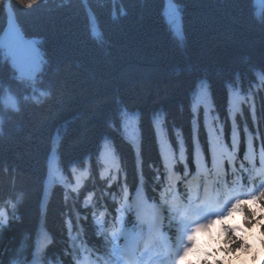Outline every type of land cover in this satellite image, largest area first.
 <instances>
[{"label":"trees","instance_id":"1","mask_svg":"<svg viewBox=\"0 0 264 264\" xmlns=\"http://www.w3.org/2000/svg\"><path fill=\"white\" fill-rule=\"evenodd\" d=\"M8 2L20 31L39 41L44 63L34 82L24 81L0 53V97L11 94L16 101L15 109L0 103V207L9 213V224L0 231V264L13 259L31 264L34 255L36 264H77L84 248L97 260L105 241L97 235L92 213L104 211L110 228L121 198L116 182L109 188L100 179L105 144L122 158L130 194L143 183L145 196L159 201L155 170L148 166L160 160L157 135L162 132L175 142L179 133L190 143L194 104L205 144V111L210 122L220 118L230 143V108L237 93L251 96L241 106L243 115L236 114L242 139L245 126L253 135L257 129L264 134V0H175L183 14L182 27L175 28L169 23L168 0H86L88 11L82 0H37L30 11H21L19 0ZM8 25L7 9H0V35ZM202 84L208 98L198 102ZM126 111L135 113L137 143L142 140L143 181L123 123ZM262 143L254 141L257 150ZM244 150L242 143L241 160ZM49 158L60 169L56 183L48 181ZM84 167L87 178L79 193L66 199L71 188L62 181H72ZM178 168L182 175L183 165ZM242 182L248 184L246 176ZM178 188L184 191L182 184ZM89 193L92 201L85 208ZM248 207L256 209L255 204ZM77 215L81 227L72 233L79 237L73 241L66 220L75 223ZM167 221L173 234L175 222ZM215 228L213 251L223 248L219 222ZM256 232L259 242L258 225ZM217 256L224 253L216 251Z\"/></svg>","mask_w":264,"mask_h":264},{"label":"snow or ice","instance_id":"2","mask_svg":"<svg viewBox=\"0 0 264 264\" xmlns=\"http://www.w3.org/2000/svg\"><path fill=\"white\" fill-rule=\"evenodd\" d=\"M37 0H19L21 11H30ZM7 9L9 25L0 35V53L5 61H10L18 76L24 81H35L44 63L39 51V41L30 40L20 31L15 23L16 13L8 0H3L0 9ZM167 15L173 28L183 24L182 9L175 0H168ZM264 82V76L260 77ZM208 98L207 85L200 87L197 101ZM251 96L241 97L238 93L233 98L230 108L232 120L230 143L225 139L226 129L216 117L215 122L209 121V113L204 112V129L207 131L206 144L199 137L200 129L196 126L199 116L197 105H193V129L191 142L177 133L175 142L171 141L164 133L157 135L159 162H150L149 167L155 170L154 180L160 189L159 201L149 203L148 198L140 190L143 183L137 188L135 196L131 195L128 187L127 173L121 167L114 150L107 144L104 145L102 158L104 168L100 172V179L106 181L109 188L116 182L121 189V198L117 201L119 207L115 223L107 227L105 212L97 215L92 213L97 235H103L106 251L103 256L97 257L96 264H181L194 254L196 264H223V260L216 258V251H222L226 257H231L237 252L247 253L252 244L249 242L251 229L260 227V244L264 245V143L257 150L254 141H264V134L257 132L255 135L245 126L243 139L237 118V113L243 115L242 104L249 103ZM7 102L13 109L16 101L11 94L0 97V103ZM253 123H257L255 105L251 106ZM123 121L135 152L136 171L138 178L144 180V161L142 140L137 143L135 113L125 112ZM226 123V121H225ZM161 121L156 122L159 128ZM242 143L245 146L243 159H240ZM239 161V163H238ZM195 165V173L191 172L189 165ZM183 165V174L178 168ZM73 171H75L73 169ZM60 172L54 158L48 161V181L56 183ZM124 173L123 176L121 175ZM231 175V180L228 179ZM247 177L248 187L242 182ZM191 177V178H189ZM87 178V172L75 178V186L70 192L65 193L67 199L71 193H79L82 179ZM258 183H254L255 181ZM178 184L184 186L181 192ZM247 194V199L242 200V194ZM92 193L84 198L87 208L92 201ZM115 198V193H113ZM255 204L256 209L248 207ZM151 209L145 214V207ZM15 209V205H12ZM241 213L243 227L239 224H230L235 213ZM14 214V213H13ZM126 214L134 216V221ZM214 217V219H213ZM171 225L175 222L176 232L170 236L163 230L164 221ZM219 220L223 227V248L216 251H203L197 244V233L207 231L208 228ZM9 224V213L0 207V231ZM69 238L73 241L78 236H73L74 231L80 229V218L77 215L75 223L71 218L66 220ZM247 230V231H246ZM47 234L44 240L47 241ZM122 241V243H121ZM75 246V245H74ZM43 245L37 247V254L42 252ZM87 248L82 249L81 255L87 253ZM90 253L88 256L90 257ZM10 264H19L13 259ZM77 264H81L77 258Z\"/></svg>","mask_w":264,"mask_h":264},{"label":"rangeland","instance_id":"3","mask_svg":"<svg viewBox=\"0 0 264 264\" xmlns=\"http://www.w3.org/2000/svg\"><path fill=\"white\" fill-rule=\"evenodd\" d=\"M260 0H257V2ZM262 12V7L258 6L255 8V13L260 15ZM151 211L150 208H148L147 206L144 209L145 211ZM239 217L234 215L233 216V220L229 221L228 223L230 224H239L238 223ZM240 225V224H239ZM241 226V225H240ZM253 234V233H252ZM249 237V242L252 244V248L247 252V253H242V252H237L239 253L241 256H243V264H264V249H261L260 246H253V239H252V235ZM204 236L206 237V239L208 238V241L206 242H202V241H197V244L200 245V247L202 248V250L205 251H212L211 249L215 246V242H214V230L212 228H208L207 231H204ZM236 253V254H237ZM234 255H232L231 257H221V260L225 261L226 264H230L232 261Z\"/></svg>","mask_w":264,"mask_h":264},{"label":"bare ground","instance_id":"4","mask_svg":"<svg viewBox=\"0 0 264 264\" xmlns=\"http://www.w3.org/2000/svg\"><path fill=\"white\" fill-rule=\"evenodd\" d=\"M159 162V161H158ZM191 178V177H190ZM229 180H231V175L228 177ZM242 255V254H241ZM239 253L235 254L232 258V261L230 264H241L243 262V256H241Z\"/></svg>","mask_w":264,"mask_h":264},{"label":"clouds","instance_id":"5","mask_svg":"<svg viewBox=\"0 0 264 264\" xmlns=\"http://www.w3.org/2000/svg\"><path fill=\"white\" fill-rule=\"evenodd\" d=\"M205 239H206L205 237H201V240H205ZM233 255H235V254H233ZM181 264H184V261H182ZM209 264H214V262L213 261H209ZM223 264H226V262L223 261ZM241 264H243V262H241Z\"/></svg>","mask_w":264,"mask_h":264}]
</instances>
